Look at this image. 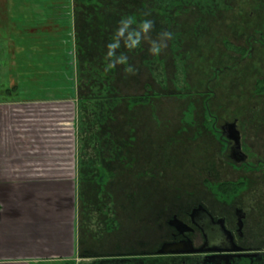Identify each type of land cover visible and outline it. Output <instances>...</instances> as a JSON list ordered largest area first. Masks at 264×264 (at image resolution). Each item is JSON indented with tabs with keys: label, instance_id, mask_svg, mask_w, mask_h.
Returning <instances> with one entry per match:
<instances>
[{
	"label": "rangeland",
	"instance_id": "rangeland-1",
	"mask_svg": "<svg viewBox=\"0 0 264 264\" xmlns=\"http://www.w3.org/2000/svg\"><path fill=\"white\" fill-rule=\"evenodd\" d=\"M86 9L83 30L79 26L74 32L80 35L74 66L65 61L61 70L76 92H59L56 101L59 116L78 127L73 135L78 147L85 152L101 146L111 175L104 189L81 190L95 207L91 223L82 224L83 238L95 231L101 236L99 222L119 217L113 233L90 243L98 254L126 258L135 253H128L119 237L127 240L136 232L128 221L135 216L126 214L137 213V220L147 217L151 197L202 192L204 180H262V172L229 166L218 133L226 120L238 119L244 134L252 118H264V95L255 90L264 86V0H110ZM129 17V31L151 20L153 38L170 31L172 39L154 56L147 42L127 47L126 32L117 55L128 56V62L106 72L108 45ZM129 65L135 74L126 73ZM147 95V102H138ZM254 134L245 141L252 163L264 153V139ZM259 187L246 197L261 196ZM99 207L105 215L98 213ZM120 212L123 216H116Z\"/></svg>",
	"mask_w": 264,
	"mask_h": 264
},
{
	"label": "crops",
	"instance_id": "crops-1",
	"mask_svg": "<svg viewBox=\"0 0 264 264\" xmlns=\"http://www.w3.org/2000/svg\"><path fill=\"white\" fill-rule=\"evenodd\" d=\"M75 29L73 0H0V264H77L107 236L81 231L92 213L81 190L106 186L107 160L78 147L56 101L76 92L61 72Z\"/></svg>",
	"mask_w": 264,
	"mask_h": 264
},
{
	"label": "flooded vegetation",
	"instance_id": "flooded-vegetation-1",
	"mask_svg": "<svg viewBox=\"0 0 264 264\" xmlns=\"http://www.w3.org/2000/svg\"><path fill=\"white\" fill-rule=\"evenodd\" d=\"M109 1L73 0L76 28L81 26L83 30L82 15H86V8H99ZM77 36L80 35L74 33L78 40ZM255 90L259 96L264 95V86H255ZM252 119L248 122L249 132L242 134L235 119L224 121L218 135L221 134L228 150L229 166L262 172V180H204L202 192L197 189L189 196L172 199L151 197L147 217L137 220V213L126 214L135 216L128 221L136 227V232L130 233L127 240L119 237V241L129 246L126 251L135 256L118 258L110 264H264V153L252 163L253 154L245 142L248 136H255L254 133L264 139V132H259L264 131V118ZM257 184L261 196L246 197ZM107 224L105 220L99 222L101 230L113 233L106 229Z\"/></svg>",
	"mask_w": 264,
	"mask_h": 264
},
{
	"label": "clouds",
	"instance_id": "clouds-1",
	"mask_svg": "<svg viewBox=\"0 0 264 264\" xmlns=\"http://www.w3.org/2000/svg\"><path fill=\"white\" fill-rule=\"evenodd\" d=\"M133 23V19L129 17L127 20L121 21L122 27L116 33V38L113 43L108 45L107 58L110 62L107 64L105 71L115 68L117 65H125L128 62V56L117 55V50L121 47V38L125 37V33L128 35L125 38V44L130 49H135L142 42H147L149 52L154 56H159L164 49L167 48V42L172 39V33L170 31H162L155 38L151 36L153 29V22L151 20L143 21L138 29L129 31V26ZM126 73L135 74L133 66L129 65L125 68Z\"/></svg>",
	"mask_w": 264,
	"mask_h": 264
},
{
	"label": "trees",
	"instance_id": "trees-1",
	"mask_svg": "<svg viewBox=\"0 0 264 264\" xmlns=\"http://www.w3.org/2000/svg\"><path fill=\"white\" fill-rule=\"evenodd\" d=\"M149 99H150V97L148 95L145 96V97L142 96V97H139L138 102L139 101H143V100L147 102ZM90 201H89V204L91 206V211L93 213L95 207H94V205H92V203H90ZM97 211H98V213L101 212L103 215L106 214V210H102L101 207L97 208ZM110 216H111L110 217L111 219H110V221H108L106 229L108 231L109 230H113L114 231V229H115L114 224H116L115 223L116 222V219H115L116 217H114V215H110ZM100 240H102V239H100ZM79 255H80L79 257L82 258V259H90L92 264H110L111 262H115L116 261V258L110 257V256H108L106 254H100V253L99 254L98 253H93V254L87 253V254H79ZM83 264H85V263H83Z\"/></svg>",
	"mask_w": 264,
	"mask_h": 264
}]
</instances>
